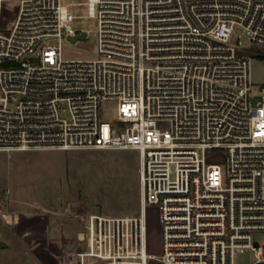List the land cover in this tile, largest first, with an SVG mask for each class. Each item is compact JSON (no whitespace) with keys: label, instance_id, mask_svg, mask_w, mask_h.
<instances>
[{"label":"built area","instance_id":"built-area-1","mask_svg":"<svg viewBox=\"0 0 264 264\" xmlns=\"http://www.w3.org/2000/svg\"><path fill=\"white\" fill-rule=\"evenodd\" d=\"M88 8L97 28L75 31L62 0H0V151L137 150L139 211L93 215L85 234L102 221L114 251L126 237L144 264H235L246 248L264 264L252 238L264 231V87L255 104L252 58L237 52L242 37L264 46V0ZM81 40L96 57L65 58ZM104 102L116 120H104ZM216 150L222 160L211 162ZM149 206L159 208V255L147 249Z\"/></svg>","mask_w":264,"mask_h":264},{"label":"rangeland","instance_id":"rangeland-1","mask_svg":"<svg viewBox=\"0 0 264 264\" xmlns=\"http://www.w3.org/2000/svg\"><path fill=\"white\" fill-rule=\"evenodd\" d=\"M74 13L75 31H94L98 19L91 16L88 0H62ZM15 4H11L14 10ZM236 38L234 37L233 41ZM239 54L251 56L254 103L261 101L264 87V46L241 38ZM92 41L81 40L78 47H64L65 58L96 57ZM86 49V50H85ZM106 121L117 119L112 102L102 104ZM223 152L214 151L210 161L222 160ZM139 152L133 149H32L0 151V264H23L9 250L23 251L38 245L42 264L52 244L61 250V264H80L73 253L84 251L82 237L93 215H122L140 209ZM147 249L159 255L162 250L159 208H147ZM93 226H103L102 221ZM131 226L124 234L130 235ZM253 240L264 242V231H253ZM103 240V235H102ZM120 239L118 253L131 259L132 249ZM113 245V240H111ZM35 248V247H34ZM140 252V247L138 248ZM135 250V249H134ZM254 255L246 248L235 256V264H253ZM25 264L26 262L23 261ZM97 264V263H94ZM148 264H160L149 259Z\"/></svg>","mask_w":264,"mask_h":264},{"label":"crops","instance_id":"crops-1","mask_svg":"<svg viewBox=\"0 0 264 264\" xmlns=\"http://www.w3.org/2000/svg\"><path fill=\"white\" fill-rule=\"evenodd\" d=\"M103 235V240H102ZM82 238L87 242V248L84 251L73 253L74 256L79 257L80 264H142L141 260H134L133 258L124 260V253H116L114 251V242L111 245V239L105 240V235L101 226H92L88 234L82 233ZM35 247V248H34ZM34 247L23 251L9 250V254H16L17 260L22 259V263L25 264H42V254L39 252L38 245L35 243ZM49 250L46 255V262L48 263ZM7 258V257H6ZM5 258V263L7 264Z\"/></svg>","mask_w":264,"mask_h":264},{"label":"trees","instance_id":"trees-1","mask_svg":"<svg viewBox=\"0 0 264 264\" xmlns=\"http://www.w3.org/2000/svg\"><path fill=\"white\" fill-rule=\"evenodd\" d=\"M49 264H61V250L57 244H52L49 249Z\"/></svg>","mask_w":264,"mask_h":264},{"label":"bare ground","instance_id":"bare-ground-1","mask_svg":"<svg viewBox=\"0 0 264 264\" xmlns=\"http://www.w3.org/2000/svg\"><path fill=\"white\" fill-rule=\"evenodd\" d=\"M93 226V225H92ZM101 229L103 230V232H104V228H103V226H101ZM104 235H105V233H104ZM135 249V250H134ZM132 252H133V254H131L132 256H133V259L134 260H137L138 259V257H139V259L141 260V263L142 264H144V258H145V255H144V249L142 248H140V252H139V249L137 248H132Z\"/></svg>","mask_w":264,"mask_h":264},{"label":"water","instance_id":"water-1","mask_svg":"<svg viewBox=\"0 0 264 264\" xmlns=\"http://www.w3.org/2000/svg\"><path fill=\"white\" fill-rule=\"evenodd\" d=\"M85 36H86V33L83 32V33L80 34L79 36H73V37H70V40L73 41V42H75V41H77L78 39H83V38H85Z\"/></svg>","mask_w":264,"mask_h":264}]
</instances>
